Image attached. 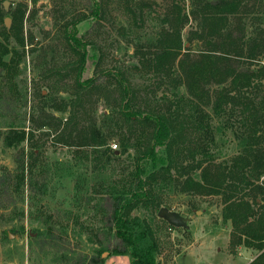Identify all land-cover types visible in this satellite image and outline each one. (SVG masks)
<instances>
[{
    "label": "trees",
    "instance_id": "1",
    "mask_svg": "<svg viewBox=\"0 0 264 264\" xmlns=\"http://www.w3.org/2000/svg\"><path fill=\"white\" fill-rule=\"evenodd\" d=\"M3 1L0 0V100L5 103L8 83L13 81L25 57L22 23L26 6L18 4L11 14L12 24L7 28L1 9ZM243 5L242 0H192L188 13L175 5V11L164 16V24L170 27L158 32L155 45L134 46L136 65L133 69L157 79L158 87L163 83L171 84L172 92L164 102L150 101L147 99L153 92L150 86L144 89L134 86L119 72L107 71L104 75L97 72L81 80L88 52L87 44L77 37V25L85 21V17L69 22L70 28L64 31L68 47L77 56L75 100L81 101L91 90L114 87L110 79L116 82L117 99L124 117L119 153L106 146L112 135L85 121L74 101L63 99L62 107L52 108L43 95L45 108L68 113L64 122L49 114L54 124L43 122L35 126L33 105L29 112L31 127L21 123L25 121L22 119L12 121L0 132L6 148L26 144L27 159L23 161L22 149L17 161L20 178L14 182L23 186L26 180L31 192L37 188L40 194L46 191V172L40 171L36 163L41 152L34 142V134L39 129H53L56 142L73 147L75 155L82 154V158L93 163L102 182L96 202L100 225L88 241L99 248L84 258L85 264H104V252L107 257L128 256L130 264H158L153 230L147 220L132 212L136 209L157 212L162 196L168 193L220 196L222 220L229 221L232 228L230 251L241 246L256 250L258 254L248 264H264V27L258 25L247 33L242 15L248 12ZM90 13L102 16V7L97 1H93ZM189 18L196 22V28L190 30L187 42L197 41L202 46L196 54L191 47H184L181 38ZM10 41L13 44L10 45ZM105 82L108 85L104 86ZM210 85L215 86L212 92L207 88ZM180 87H185L188 98L179 95ZM143 96L144 101L150 103L147 109L134 108ZM235 111L243 128L241 150L229 162L217 164L208 142L199 137L189 139V135L195 137L210 117H222ZM207 141L213 140L210 137ZM129 148L135 152L133 167L122 168L113 179L115 174L109 173L108 166L120 160ZM196 171H200V179L192 176ZM41 173L42 179L39 178ZM4 176L6 171L0 174V181ZM38 183L41 186H37ZM48 219L52 221V217ZM57 225L61 222L55 220V227ZM54 233L56 238L52 225L44 232L46 235ZM67 261L63 259L64 263Z\"/></svg>",
    "mask_w": 264,
    "mask_h": 264
},
{
    "label": "rangeland",
    "instance_id": "2",
    "mask_svg": "<svg viewBox=\"0 0 264 264\" xmlns=\"http://www.w3.org/2000/svg\"><path fill=\"white\" fill-rule=\"evenodd\" d=\"M7 1L9 4L6 9L1 6L3 17L11 18L18 4L26 6L22 23L26 42L25 57L13 81L8 83L7 101L3 103L0 100V132L12 121L22 119L25 121L21 123L31 127L29 112L33 105L36 108L35 126L43 122L54 124L49 114L64 122L68 113L56 112L52 108L62 107L61 102L65 99L67 102L74 101L76 110L85 121L111 134L112 138L107 140L106 146L119 153L124 117L117 99L116 82L110 79L108 81L114 87L91 90L81 101H76L74 82L77 73L74 66L77 56L68 47L64 30L70 28L69 22L75 18L85 17V21L77 25V37L87 44L88 52L81 80L97 72L102 75L107 71L112 74L119 72L134 86L141 89L150 86L153 92L149 93L147 99L164 102L172 92L171 84L163 83L158 87L157 79L133 69L136 65L134 46L141 43L155 45L158 32L170 27L164 24V16L175 11V5L188 13L192 0ZM93 1L101 5V17L90 13ZM242 1L246 6L244 10L248 12L242 15L247 33H251L258 25L264 27V0ZM195 28L196 22L189 18L181 31V38L184 47H191L196 54L202 49L200 43L187 42L190 30ZM106 85L108 82L104 83ZM214 87L210 85L207 88L212 92ZM178 93L188 98L185 87H180ZM41 95L52 108H45ZM149 104L143 96L134 108L146 110ZM42 110L46 112L42 114ZM205 110L211 113L209 107ZM202 128L195 137L189 135V139L199 137L203 142H208L217 164L229 162L240 152L243 128L237 111L222 117L212 116ZM55 135L53 129L48 127L34 134V142L41 152L36 161L37 168L46 172L44 194L38 193V188L31 192L26 180L23 186L16 185L14 181L20 178V168L17 167L20 163L17 164V161L21 158L22 149L23 161H26L27 147L23 143L17 148H6L0 135V174L6 171L4 180H7L0 181V264H85L84 258L90 257L99 248L88 240L100 225L96 202L101 194L99 183L101 185L102 182L97 177L93 163L82 158V154L75 155L73 147L56 142ZM210 137L212 142L207 141ZM134 157V149L129 148L120 160L108 166L109 173L115 174L113 179L117 178L122 168L133 167ZM192 176L200 179V171L192 173ZM42 177L41 173L39 178ZM37 186L41 185L38 183ZM161 207L183 218H190V221L185 229L169 225L158 218L157 212L153 210L136 209L132 212V215L150 224L158 246L155 254L158 264L245 263L240 247L230 251L232 228L229 221L222 220L223 204L220 196L168 193L162 196ZM50 217L52 221H49ZM55 220L61 225L55 227ZM48 225L53 226L56 238L55 233L44 234ZM253 252L258 254L256 250ZM102 255L104 258L108 256L105 252ZM64 258L68 259L67 263L63 262Z\"/></svg>",
    "mask_w": 264,
    "mask_h": 264
},
{
    "label": "water",
    "instance_id": "3",
    "mask_svg": "<svg viewBox=\"0 0 264 264\" xmlns=\"http://www.w3.org/2000/svg\"><path fill=\"white\" fill-rule=\"evenodd\" d=\"M9 2L7 0L3 1L2 5L3 8H7ZM4 25L8 28L10 26V18L9 17H5L4 18ZM157 217L165 220L169 225L172 226H181L183 228H187L188 227V222L190 221V218H183L182 216H180L177 213H174L173 211L161 207L159 208V210L157 211ZM104 256V255H102Z\"/></svg>",
    "mask_w": 264,
    "mask_h": 264
},
{
    "label": "crops",
    "instance_id": "4",
    "mask_svg": "<svg viewBox=\"0 0 264 264\" xmlns=\"http://www.w3.org/2000/svg\"><path fill=\"white\" fill-rule=\"evenodd\" d=\"M241 255L244 257V264H248L250 261H252L256 257V253H254L252 249L246 248V247H240ZM104 264H130V259L128 256H118V255H112L109 257H106Z\"/></svg>",
    "mask_w": 264,
    "mask_h": 264
},
{
    "label": "built area",
    "instance_id": "5",
    "mask_svg": "<svg viewBox=\"0 0 264 264\" xmlns=\"http://www.w3.org/2000/svg\"><path fill=\"white\" fill-rule=\"evenodd\" d=\"M116 146H113V148H115Z\"/></svg>",
    "mask_w": 264,
    "mask_h": 264
}]
</instances>
